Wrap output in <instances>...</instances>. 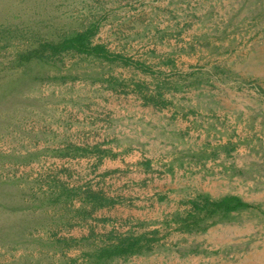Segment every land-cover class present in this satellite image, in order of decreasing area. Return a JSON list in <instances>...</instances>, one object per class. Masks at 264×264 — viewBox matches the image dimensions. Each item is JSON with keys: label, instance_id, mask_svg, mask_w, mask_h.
I'll use <instances>...</instances> for the list:
<instances>
[{"label": "rangeland", "instance_id": "rangeland-1", "mask_svg": "<svg viewBox=\"0 0 264 264\" xmlns=\"http://www.w3.org/2000/svg\"><path fill=\"white\" fill-rule=\"evenodd\" d=\"M89 28L92 44L129 64L43 46ZM226 88L247 102L245 112L229 115L240 127L227 117L218 123L229 134L221 146L232 152L231 191L255 194L264 188V0H0V264L220 257V246L203 248L194 237L166 244L156 231L102 235L92 224L79 236L71 227L80 225V195L92 193L81 177L96 170L94 161L80 162L81 152L99 155L97 148L119 139L131 145L144 123L143 99L165 105ZM249 203L248 218L264 222V210ZM143 234L154 240L139 253L116 252L118 238ZM253 260L264 264V255Z\"/></svg>", "mask_w": 264, "mask_h": 264}, {"label": "crops", "instance_id": "crops-1", "mask_svg": "<svg viewBox=\"0 0 264 264\" xmlns=\"http://www.w3.org/2000/svg\"><path fill=\"white\" fill-rule=\"evenodd\" d=\"M189 94H183L179 103L178 98L168 99L165 105L143 99L138 115L144 123L136 126L131 145L119 139L118 144L112 140L97 148L99 155L81 152L80 162L86 165L94 161L96 170L94 175L81 177L87 185L82 190L92 193L90 197L80 195L84 201L79 207L80 225L71 227V233L87 236L92 224L102 235L132 228L140 233L159 232V241L166 244L194 237L203 248L220 246L224 251L218 258L187 256L191 264H253V259L264 255V222H252L247 208L231 211L203 231L180 228L181 223L173 218L190 211L191 202L200 193L211 198L234 193L229 173L232 152L226 153L221 146L229 134L218 123L224 117L231 120L232 109L245 112L242 104L247 103L237 96L240 93L228 88L224 95L212 98ZM115 110L119 118L123 110ZM234 195L247 203L254 199L264 210V188L253 194L243 193L239 186ZM258 217L263 219L264 213ZM148 257L161 264L164 261L162 253Z\"/></svg>", "mask_w": 264, "mask_h": 264}, {"label": "trees", "instance_id": "trees-1", "mask_svg": "<svg viewBox=\"0 0 264 264\" xmlns=\"http://www.w3.org/2000/svg\"><path fill=\"white\" fill-rule=\"evenodd\" d=\"M93 26V31L95 30ZM91 29H85L83 31L76 32L75 34L64 38L54 44H44L43 46L48 47L53 53L60 52L64 50H74L79 53H86L93 57H98L105 59L107 61L118 60L122 61L124 64H129V60L119 53L110 52L102 44H92L88 38V33ZM196 200H193L192 209L188 211L187 216L182 217L176 215L174 220L180 222L181 228L194 231H203L212 223L218 222L226 218L231 211L240 210L243 208L252 207V204L243 201L238 195L229 194L224 195L220 198H211L205 194H198ZM198 210L197 212H195ZM199 213V214H198ZM203 217H197L198 215ZM196 217L191 220V217ZM208 221L202 225L200 222L203 220ZM116 245H113L117 249V253H139L142 249V244L144 242L150 243L154 240L152 237H146L144 234L138 237H120L118 238Z\"/></svg>", "mask_w": 264, "mask_h": 264}]
</instances>
